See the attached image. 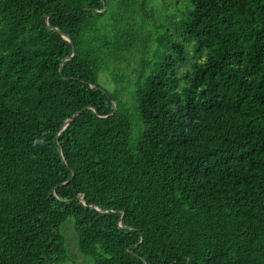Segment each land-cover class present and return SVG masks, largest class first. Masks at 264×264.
Listing matches in <instances>:
<instances>
[{"label":"trees","instance_id":"16d2710c","mask_svg":"<svg viewBox=\"0 0 264 264\" xmlns=\"http://www.w3.org/2000/svg\"><path fill=\"white\" fill-rule=\"evenodd\" d=\"M165 1L0 0V264H264V0Z\"/></svg>","mask_w":264,"mask_h":264},{"label":"rangeland","instance_id":"374dc122","mask_svg":"<svg viewBox=\"0 0 264 264\" xmlns=\"http://www.w3.org/2000/svg\"><path fill=\"white\" fill-rule=\"evenodd\" d=\"M154 4L158 7L157 12L154 14V18L157 20V24L162 22V15H166L168 11L171 9V5L168 4L165 0H154ZM153 23H149L148 26L145 27L143 30L144 34H147L149 31H153ZM148 47L153 48L155 46L154 40L151 43H147ZM148 54V52H147ZM142 55L139 52H136L133 57L129 58L127 63L122 64L120 68L122 69V74L128 75V78L131 82V84H125L124 86V93L122 96V99L125 103H127L128 106L131 105L132 98L128 92L130 90L132 83H134L139 76V73H136V71L139 68V64L141 60L144 58L151 59L152 53H149L148 55ZM121 73V72H120ZM100 81L104 85L103 87L106 88L109 91H114L115 84L112 83L108 77L107 74L100 75ZM74 223L73 218H68L60 227V231L65 239V245L67 248V254L70 258V262L68 264H92L93 260L90 257L84 256L79 252L78 246H77V239L73 232L72 225Z\"/></svg>","mask_w":264,"mask_h":264},{"label":"water","instance_id":"95a60500","mask_svg":"<svg viewBox=\"0 0 264 264\" xmlns=\"http://www.w3.org/2000/svg\"><path fill=\"white\" fill-rule=\"evenodd\" d=\"M77 114H75L72 118H74ZM67 124V123H66Z\"/></svg>","mask_w":264,"mask_h":264}]
</instances>
